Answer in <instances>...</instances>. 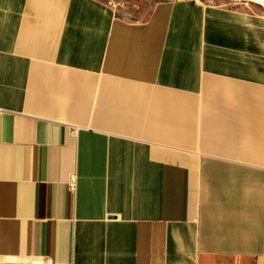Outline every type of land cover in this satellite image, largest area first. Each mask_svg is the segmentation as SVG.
I'll return each instance as SVG.
<instances>
[{
  "label": "crops",
  "instance_id": "obj_1",
  "mask_svg": "<svg viewBox=\"0 0 264 264\" xmlns=\"http://www.w3.org/2000/svg\"><path fill=\"white\" fill-rule=\"evenodd\" d=\"M0 264H264V17L0 0Z\"/></svg>",
  "mask_w": 264,
  "mask_h": 264
},
{
  "label": "rangeland",
  "instance_id": "obj_2",
  "mask_svg": "<svg viewBox=\"0 0 264 264\" xmlns=\"http://www.w3.org/2000/svg\"><path fill=\"white\" fill-rule=\"evenodd\" d=\"M113 8L117 14L125 20L131 22L144 21L152 12L154 7L162 2H172L176 0H100ZM206 4L227 5L232 8L246 10L248 12L264 17V9L254 3L244 0H196Z\"/></svg>",
  "mask_w": 264,
  "mask_h": 264
},
{
  "label": "bare ground",
  "instance_id": "obj_3",
  "mask_svg": "<svg viewBox=\"0 0 264 264\" xmlns=\"http://www.w3.org/2000/svg\"><path fill=\"white\" fill-rule=\"evenodd\" d=\"M261 6L264 9V0H244Z\"/></svg>",
  "mask_w": 264,
  "mask_h": 264
}]
</instances>
